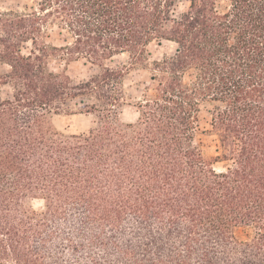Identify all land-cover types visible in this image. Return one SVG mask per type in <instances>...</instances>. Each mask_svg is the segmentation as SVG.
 Here are the masks:
<instances>
[{"label": "trees", "instance_id": "obj_1", "mask_svg": "<svg viewBox=\"0 0 264 264\" xmlns=\"http://www.w3.org/2000/svg\"><path fill=\"white\" fill-rule=\"evenodd\" d=\"M162 41L174 53L129 101L126 75ZM52 55L99 70L76 81L50 69ZM127 104L135 121L120 117ZM78 113L94 117L87 131L56 127ZM0 263L264 264V0L0 11Z\"/></svg>", "mask_w": 264, "mask_h": 264}, {"label": "rangeland", "instance_id": "obj_2", "mask_svg": "<svg viewBox=\"0 0 264 264\" xmlns=\"http://www.w3.org/2000/svg\"><path fill=\"white\" fill-rule=\"evenodd\" d=\"M35 0H0V11L8 8L25 9V6H32ZM182 5L181 8H184ZM51 37L47 40L49 42L60 44V36L58 28L50 31ZM28 50V49H27ZM175 51V44L169 41H162L161 43L153 42L148 48L149 67L136 66L125 77V91L129 101L137 100L141 97L146 86L152 87L151 81V67L156 60H162L165 55H171ZM48 65L54 71H66L74 80L79 81L88 78L90 75L99 70L97 65L92 64L84 58L78 60H66L65 56L52 55L48 58ZM129 57L127 54L117 55L107 63L111 66H120L128 63ZM8 66H3V71H7ZM9 91L8 87L3 88V95L6 96ZM79 102V101H75ZM71 106H75L74 102H70ZM136 107L127 104L121 110V119L124 121H135L137 118ZM94 117L85 114H61L54 118L56 127L60 130L70 132L87 131L93 124ZM210 112L208 108H204L201 112V125L204 129L210 127ZM202 143L205 153L209 156L217 154L216 137L208 132L200 133L198 135ZM1 264V263H0Z\"/></svg>", "mask_w": 264, "mask_h": 264}]
</instances>
